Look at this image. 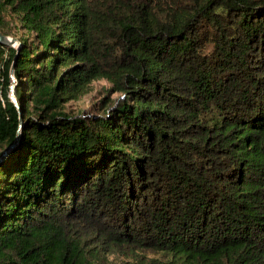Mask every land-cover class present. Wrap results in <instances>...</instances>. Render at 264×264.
<instances>
[{"label": "trees", "instance_id": "obj_1", "mask_svg": "<svg viewBox=\"0 0 264 264\" xmlns=\"http://www.w3.org/2000/svg\"><path fill=\"white\" fill-rule=\"evenodd\" d=\"M17 32L0 264H264V0H0Z\"/></svg>", "mask_w": 264, "mask_h": 264}, {"label": "rangeland", "instance_id": "obj_2", "mask_svg": "<svg viewBox=\"0 0 264 264\" xmlns=\"http://www.w3.org/2000/svg\"><path fill=\"white\" fill-rule=\"evenodd\" d=\"M20 34H21L20 32L12 33V35L9 37L16 40L17 38H19ZM14 48H17V44H14ZM12 81L14 86V79H12ZM109 87L110 85L105 81L93 82L90 86L88 93L85 96H83L81 99H79L77 102L70 103L68 105V110H70L73 113L83 112V115L86 116L96 115L98 113L97 109L101 107V102L103 99L109 97L110 99L117 98V95L109 96V94L106 92V90L109 89ZM149 257L153 258V255L150 254ZM128 261L129 259L127 255L122 252H119L107 256L106 262L108 264H121Z\"/></svg>", "mask_w": 264, "mask_h": 264}, {"label": "water", "instance_id": "obj_3", "mask_svg": "<svg viewBox=\"0 0 264 264\" xmlns=\"http://www.w3.org/2000/svg\"><path fill=\"white\" fill-rule=\"evenodd\" d=\"M17 43L18 42L15 39H13V38H11L9 36H3V35L0 34V44L2 46L14 48V44H17ZM11 75H13V69H11ZM11 90L12 91H11L10 97H11V99L13 97L12 101L14 103H16V101L14 99V86H12V89Z\"/></svg>", "mask_w": 264, "mask_h": 264}]
</instances>
